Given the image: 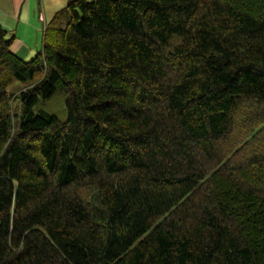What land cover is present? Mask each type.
<instances>
[{
	"label": "trees",
	"instance_id": "obj_1",
	"mask_svg": "<svg viewBox=\"0 0 264 264\" xmlns=\"http://www.w3.org/2000/svg\"><path fill=\"white\" fill-rule=\"evenodd\" d=\"M10 41L0 264H264V0H68Z\"/></svg>",
	"mask_w": 264,
	"mask_h": 264
},
{
	"label": "crops",
	"instance_id": "obj_2",
	"mask_svg": "<svg viewBox=\"0 0 264 264\" xmlns=\"http://www.w3.org/2000/svg\"><path fill=\"white\" fill-rule=\"evenodd\" d=\"M68 0H0V25L11 36L9 48L28 60L41 47L42 30Z\"/></svg>",
	"mask_w": 264,
	"mask_h": 264
},
{
	"label": "rangeland",
	"instance_id": "obj_3",
	"mask_svg": "<svg viewBox=\"0 0 264 264\" xmlns=\"http://www.w3.org/2000/svg\"><path fill=\"white\" fill-rule=\"evenodd\" d=\"M21 85H22V84H21ZM16 86H19V85H16V84H15V85H13V86H12V85H10L9 89H11L12 87H16ZM15 105H18V103L14 102V106H15Z\"/></svg>",
	"mask_w": 264,
	"mask_h": 264
}]
</instances>
